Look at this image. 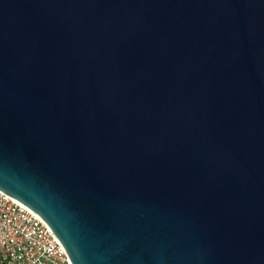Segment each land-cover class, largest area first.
<instances>
[{"label": "water", "instance_id": "water-1", "mask_svg": "<svg viewBox=\"0 0 264 264\" xmlns=\"http://www.w3.org/2000/svg\"><path fill=\"white\" fill-rule=\"evenodd\" d=\"M0 189L74 264H264V0H0Z\"/></svg>", "mask_w": 264, "mask_h": 264}, {"label": "built area", "instance_id": "built-area-1", "mask_svg": "<svg viewBox=\"0 0 264 264\" xmlns=\"http://www.w3.org/2000/svg\"><path fill=\"white\" fill-rule=\"evenodd\" d=\"M0 264H74L48 222L0 189Z\"/></svg>", "mask_w": 264, "mask_h": 264}]
</instances>
